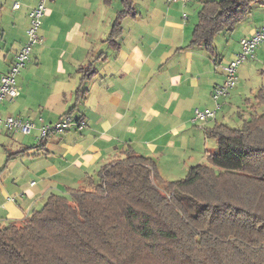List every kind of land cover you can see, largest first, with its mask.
Instances as JSON below:
<instances>
[{
    "label": "crops",
    "instance_id": "0c3cea01",
    "mask_svg": "<svg viewBox=\"0 0 264 264\" xmlns=\"http://www.w3.org/2000/svg\"><path fill=\"white\" fill-rule=\"evenodd\" d=\"M38 1L0 0V41L19 38L15 55L26 42L28 15ZM101 2L49 0L41 19L43 42L32 49L23 81L16 80L18 96L0 103L1 118L17 117L36 127L20 135L0 125V228L39 210L51 194L83 188L127 148L151 158L163 180H178L211 153L206 132L212 124H224L233 109L242 121L251 113V107L231 105L232 90L218 101L213 119L194 120L195 110L215 109L212 91L224 83L221 67L234 59L239 41L225 61L213 44L212 53L190 45L197 23V14L194 21L185 13L190 1L132 0L114 34L122 2L92 30V8ZM22 7L26 12L17 13ZM262 8L255 4L235 25L243 38L264 28ZM6 47L0 48V77L15 57L9 59ZM262 48L250 59L257 60ZM64 115L83 120L84 129L71 127L38 142L42 122L53 124Z\"/></svg>",
    "mask_w": 264,
    "mask_h": 264
},
{
    "label": "trees",
    "instance_id": "16d2710c",
    "mask_svg": "<svg viewBox=\"0 0 264 264\" xmlns=\"http://www.w3.org/2000/svg\"><path fill=\"white\" fill-rule=\"evenodd\" d=\"M109 4L111 0H103ZM119 21L132 0H120ZM264 0H205L190 45L212 53ZM239 127L212 124L217 151L165 181L131 148L96 179L51 194L39 210L0 228V264H264V85Z\"/></svg>",
    "mask_w": 264,
    "mask_h": 264
},
{
    "label": "built area",
    "instance_id": "2783aa9c",
    "mask_svg": "<svg viewBox=\"0 0 264 264\" xmlns=\"http://www.w3.org/2000/svg\"><path fill=\"white\" fill-rule=\"evenodd\" d=\"M171 3L181 2L183 4L188 3L190 0H169ZM46 0H40L35 8H33L28 15L29 26L26 30V42L21 46L17 54L15 55L9 70L6 74L0 77V102L5 98L16 99L19 90L16 84V78L20 71L25 67L29 61L32 47L43 42V38H39L37 35V29L40 24V19L46 11ZM15 9L19 7L18 4H14ZM183 19H187L186 14L183 15ZM264 41V28L255 30L251 37H244L239 40V51L235 54L234 59L227 65L221 67L224 73V83L217 85L211 94L212 99L216 103L214 110H195L194 120L205 121L207 119H213L215 116V110L219 109L218 101L221 98L229 95V91L236 86L237 82V68L241 62L247 58H252L255 50ZM0 125L4 126L6 130L13 134L28 135L33 129L35 124L28 120H23L17 117H0ZM76 128L81 131L85 127V122L81 119L75 120L70 115H64L58 121L53 124H43L38 127V142H41L49 135L62 134L70 128Z\"/></svg>",
    "mask_w": 264,
    "mask_h": 264
},
{
    "label": "rangeland",
    "instance_id": "374dc122",
    "mask_svg": "<svg viewBox=\"0 0 264 264\" xmlns=\"http://www.w3.org/2000/svg\"><path fill=\"white\" fill-rule=\"evenodd\" d=\"M48 1L49 0H46V2H45V6H44L45 8H47V6H48ZM112 1L113 2H112L111 6L109 4L101 2V3H96L97 6L93 7L95 9L92 8V11H94V13L89 18V21L93 22L90 25V26H92L91 27L92 30H94V28H95V22L96 21L99 22L100 20L104 21L106 18L108 19V17L111 14L110 12L112 9H115V10L120 9V6L118 5L120 0H112ZM201 1H205V0H190V5L186 9L185 13H188L189 15H191L190 17L193 16L194 21H196V13L198 12V10L201 6V4H200ZM39 2H40V0L38 1V3ZM106 5H108V6H106ZM20 12H22L24 14L26 12V9L22 7V9L20 11H17V13H20ZM45 14H46V11L43 14L42 18L44 17ZM87 17H88V15H87ZM41 19H40L39 27L37 29V35L39 38H42V36H40V34H41ZM243 22H246V20ZM238 26H236L232 31H225V32L219 34L213 40V45L216 48V50L218 51V54H220L221 57L223 56L222 57L223 61H225L224 60L225 58L226 59L228 58V56L230 55V52H231L230 50L234 46L238 47L237 46L238 41L243 38L241 35V30L239 29ZM18 39L19 38L16 37V39L12 40L14 42H11V40L10 41L7 40L5 42L0 41V48H2V49L5 47V43L7 44L6 52L8 51L9 59L12 56L14 57L16 50L19 48L18 47L19 46V40ZM41 44L42 43L33 46L32 49L37 48ZM11 45H12V47H11ZM231 46H233V47H231ZM260 47H264V41H262L261 44L259 45V47H257V49L255 50V52H254L255 56H256V54L259 53L258 50L260 49ZM238 51H239V47H238L237 52ZM237 52H235V53L237 54ZM31 53H32V50H31ZM3 55L4 54L2 53V51H0V57H2ZM258 59H260V60H258ZM258 59L254 60V59L247 58V59L243 60L241 62V64L239 65V67L237 68L236 75H237L238 80L236 82V86L234 88H232L229 91V93L233 90L231 93L233 94V98L235 100L231 101L230 103H231V105H238L239 109L245 110V109H248L249 107H251L253 105L255 106L256 105L255 94L257 93V89H259L260 87H262L264 85V48L261 49L260 56ZM228 63H229V60L227 61V64ZM227 64H223V65H227ZM3 67H4L3 63L0 62V70ZM26 68L27 67L25 66L20 71V73L18 74V76L16 78V80L18 79L17 84H18V81L20 79H21V81H23V77L25 76ZM223 82H224V80H223ZM36 83L41 84L40 81H36ZM0 103H2V102H0ZM245 111H247V110H245ZM222 112H224V116H226V114L228 113V108L224 107V111H222ZM230 114L231 115L227 116V118H225L226 120L222 121V123L227 124L229 127H239L240 123H242V119L239 118L235 114L234 109H233V112ZM73 119H74V117H73ZM43 124H44V122H42V125ZM206 145H207L206 148L209 150V152L217 151L216 150L217 147H216V145L212 139H208L206 142ZM187 172H188V170H187ZM187 172H186V174H187ZM178 173L180 174L181 170H179ZM186 174H180V175L176 176L174 179H178V180L183 179L186 176ZM167 181H170V180H167Z\"/></svg>",
    "mask_w": 264,
    "mask_h": 264
}]
</instances>
